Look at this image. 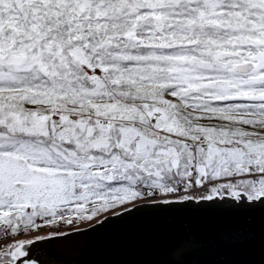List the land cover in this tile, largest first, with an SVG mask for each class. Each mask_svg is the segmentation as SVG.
<instances>
[{"label": "snow or ice", "instance_id": "snow-or-ice-1", "mask_svg": "<svg viewBox=\"0 0 264 264\" xmlns=\"http://www.w3.org/2000/svg\"><path fill=\"white\" fill-rule=\"evenodd\" d=\"M182 188L264 208V0H0V264Z\"/></svg>", "mask_w": 264, "mask_h": 264}, {"label": "water", "instance_id": "water-1", "mask_svg": "<svg viewBox=\"0 0 264 264\" xmlns=\"http://www.w3.org/2000/svg\"><path fill=\"white\" fill-rule=\"evenodd\" d=\"M146 204L31 243L17 264H264V208L228 198Z\"/></svg>", "mask_w": 264, "mask_h": 264}, {"label": "rangeland", "instance_id": "rangeland-1", "mask_svg": "<svg viewBox=\"0 0 264 264\" xmlns=\"http://www.w3.org/2000/svg\"><path fill=\"white\" fill-rule=\"evenodd\" d=\"M246 129H248V128H246ZM149 202H151V199H141V200H138L135 202H131V203L119 206L114 210H110L106 213H102L98 217L94 218L91 221L75 220L72 225H67V224H64L63 222H61L60 226L48 225V226L42 227L39 230L34 231L32 235H24V236L20 237V239L35 240V242H36L38 240L52 238L55 236H63V235H66L68 233H72L75 231L85 230V229H88V228L100 223L106 217L119 215L122 212L130 210L137 205H141V204H145V203H149ZM38 237H42L43 239H37ZM21 264H22V262H21Z\"/></svg>", "mask_w": 264, "mask_h": 264}, {"label": "built area", "instance_id": "built-area-1", "mask_svg": "<svg viewBox=\"0 0 264 264\" xmlns=\"http://www.w3.org/2000/svg\"><path fill=\"white\" fill-rule=\"evenodd\" d=\"M212 186L213 185H205V188L204 189H195L192 194L195 195V196H204V195L208 194V191L207 190L210 187H212ZM184 195H188V193L187 192H184L183 191V188H182L180 194L177 195V196H168V197L160 196L159 199L161 200V202L164 199H169V200H173V201H181L180 200V197L181 196H184ZM147 199H151V202H149V203H154L157 200V197H150V198H147Z\"/></svg>", "mask_w": 264, "mask_h": 264}, {"label": "trees", "instance_id": "trees-1", "mask_svg": "<svg viewBox=\"0 0 264 264\" xmlns=\"http://www.w3.org/2000/svg\"><path fill=\"white\" fill-rule=\"evenodd\" d=\"M169 99H172L171 97H169ZM204 123H208V121H204ZM212 123H219L218 121H213ZM246 128H248V129H246V130H252L250 127H248V126H246ZM250 128V129H249ZM84 264L83 262H81L80 261V264Z\"/></svg>", "mask_w": 264, "mask_h": 264}, {"label": "flooded vegetation", "instance_id": "flooded-vegetation-1", "mask_svg": "<svg viewBox=\"0 0 264 264\" xmlns=\"http://www.w3.org/2000/svg\"><path fill=\"white\" fill-rule=\"evenodd\" d=\"M53 239L48 238L45 242L52 241ZM44 244V243H43ZM51 257V256H50ZM53 261V259H52Z\"/></svg>", "mask_w": 264, "mask_h": 264}]
</instances>
